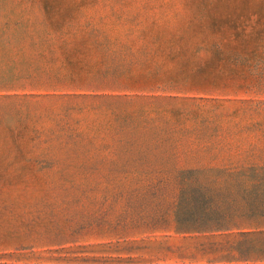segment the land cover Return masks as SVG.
Listing matches in <instances>:
<instances>
[{
	"label": "rangeland",
	"instance_id": "rangeland-1",
	"mask_svg": "<svg viewBox=\"0 0 264 264\" xmlns=\"http://www.w3.org/2000/svg\"><path fill=\"white\" fill-rule=\"evenodd\" d=\"M260 254L264 0H0V264Z\"/></svg>",
	"mask_w": 264,
	"mask_h": 264
},
{
	"label": "trees",
	"instance_id": "trees-1",
	"mask_svg": "<svg viewBox=\"0 0 264 264\" xmlns=\"http://www.w3.org/2000/svg\"><path fill=\"white\" fill-rule=\"evenodd\" d=\"M250 257H251L252 260H260V261H262L261 264H264V254H260V256L255 257V258H252L253 256H250ZM242 258L249 259V257H247V256H244ZM252 264H254V263H252Z\"/></svg>",
	"mask_w": 264,
	"mask_h": 264
}]
</instances>
